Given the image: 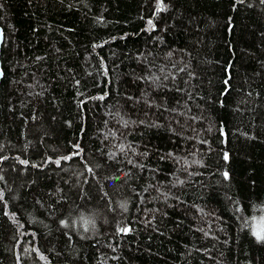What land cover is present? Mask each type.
<instances>
[{"label":"trees","instance_id":"trees-1","mask_svg":"<svg viewBox=\"0 0 264 264\" xmlns=\"http://www.w3.org/2000/svg\"><path fill=\"white\" fill-rule=\"evenodd\" d=\"M0 26V264H264V0H0Z\"/></svg>","mask_w":264,"mask_h":264},{"label":"water","instance_id":"water-1","mask_svg":"<svg viewBox=\"0 0 264 264\" xmlns=\"http://www.w3.org/2000/svg\"><path fill=\"white\" fill-rule=\"evenodd\" d=\"M2 40H3V32H2V28L0 26V50H1ZM2 75H3V72L1 69V60H0V81H1Z\"/></svg>","mask_w":264,"mask_h":264},{"label":"snow or ice","instance_id":"snow-or-ice-1","mask_svg":"<svg viewBox=\"0 0 264 264\" xmlns=\"http://www.w3.org/2000/svg\"><path fill=\"white\" fill-rule=\"evenodd\" d=\"M225 176H227V173H225ZM256 235L257 239H264V236H262L260 233H254Z\"/></svg>","mask_w":264,"mask_h":264}]
</instances>
